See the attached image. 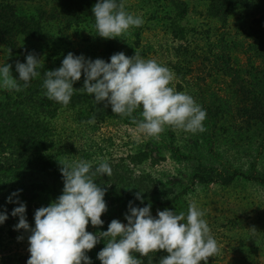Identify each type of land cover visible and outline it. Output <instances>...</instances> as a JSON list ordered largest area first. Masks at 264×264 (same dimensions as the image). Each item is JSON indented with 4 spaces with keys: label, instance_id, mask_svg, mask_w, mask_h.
Returning <instances> with one entry per match:
<instances>
[{
    "label": "rangeland",
    "instance_id": "obj_1",
    "mask_svg": "<svg viewBox=\"0 0 264 264\" xmlns=\"http://www.w3.org/2000/svg\"><path fill=\"white\" fill-rule=\"evenodd\" d=\"M0 1L27 15H37L41 8L45 10L42 24L44 40L17 37L21 45L38 51L42 65L58 68L68 52L109 61L107 55L111 57L122 51L127 56H133L137 51L143 58H155L172 69L176 75L173 84L177 91L187 92L198 104L204 97L206 102L218 104L222 114L219 122H223L222 128L225 129L222 133L229 134L236 144L241 147L255 146L260 136L264 137L263 129L250 127L248 122H242L235 115V108L241 105L235 102L234 81L224 66L221 54L222 46L226 45L231 68H239L243 78L250 65L264 66V0H255L248 11L230 10L225 27L218 20L204 15L205 0H184L186 12L182 16L176 15L167 1L123 0L126 11L141 16L144 23L114 39L96 35L95 20H86L64 30L61 21L52 13V0ZM259 17L263 19L260 30L251 22L252 18ZM17 60L26 62L0 42V67L11 64L12 74L16 77L19 75L15 70ZM73 86L81 88L83 82L79 80ZM4 90L0 87V98ZM86 102L87 99L74 105L59 106L53 116L43 117L48 127L45 137L47 155L58 164L62 160L72 162L83 159L93 162V165L107 161L117 176L124 173L120 179L122 183L131 181L137 174L149 175L154 182L151 188L146 189L151 190L148 193L152 198L161 204H165L167 199L176 201L175 204L155 205L152 215H156L157 209L171 208L177 214L184 212L186 216L191 202L205 211L204 219L221 248L220 254L210 257L208 264H264V188L261 184L242 177H235L226 185L191 182L190 175L196 160L205 164L217 162L207 154L203 140L198 139L196 145L191 146L187 139L192 133L169 127L173 131L174 144L179 146L180 151L195 156L175 160L165 147L168 137L166 140L161 134L159 139H155L140 133L127 117L112 113L111 106L106 115L95 116V123L89 124L87 121L92 116L88 117ZM196 134L202 137L201 132ZM147 143L158 146L157 152L148 149L146 155L139 154L140 148ZM259 151L260 158L255 167L264 173V145ZM237 162H241L242 170L247 168L245 159H238ZM233 164L236 165V161ZM110 178L105 174L98 176L96 182L103 186ZM63 186L55 180H48L47 189L38 192L30 210L32 218L28 223L31 227L35 226V210L54 201L62 194ZM5 194H8L7 188L0 190V212L2 201L7 199ZM102 216H107V212ZM123 217L122 212L117 219L124 222ZM87 230L96 233L90 223ZM29 235L30 232L22 229L21 233L15 231L9 236L6 228L0 226V257L21 255L29 258Z\"/></svg>",
    "mask_w": 264,
    "mask_h": 264
},
{
    "label": "clouds",
    "instance_id": "obj_2",
    "mask_svg": "<svg viewBox=\"0 0 264 264\" xmlns=\"http://www.w3.org/2000/svg\"><path fill=\"white\" fill-rule=\"evenodd\" d=\"M92 14L96 35L105 39L120 37L144 23L141 16L126 11L123 0H97ZM42 67L34 52L26 55V62H15L18 77L12 74V65L6 63L0 67V87L20 92L40 75L38 69ZM82 75L83 87L74 88ZM44 77L42 86L48 99L66 106L75 92L87 93L96 104L111 106L112 113L130 118L137 130L148 137L159 139L166 127L193 134L206 130V110L193 96L176 90L175 72L155 58H143L137 51L133 56L122 51L114 53L109 61L68 52L61 66L46 70ZM141 108L138 119L134 113ZM95 119L93 115L87 122L95 123ZM59 164L62 194L48 206L35 210L34 227L27 221L26 204L18 198L22 190L8 197V202L18 204L11 213L19 217L14 228L30 232L27 264H92L87 253L101 239L106 241L97 254L101 264H143L134 253L148 257L149 253L160 251L166 255L159 264H208L210 257L220 254L221 248L204 219L206 213L195 202L189 204L186 216L168 208L157 209L154 216L151 203L139 207L129 201L127 223L112 219L106 231H88L89 223L93 227L104 224L101 217L108 211L104 199L107 188L98 184L96 178L105 174L111 177L112 167L107 161L94 167L93 162L83 159L62 160ZM142 192L134 194L141 203ZM7 218L6 211L0 212V224Z\"/></svg>",
    "mask_w": 264,
    "mask_h": 264
},
{
    "label": "trees",
    "instance_id": "obj_3",
    "mask_svg": "<svg viewBox=\"0 0 264 264\" xmlns=\"http://www.w3.org/2000/svg\"><path fill=\"white\" fill-rule=\"evenodd\" d=\"M54 2L53 14L61 21L62 28L65 30L71 25L79 24L80 22L90 20L93 21L92 7L97 0H52ZM156 1V0H154ZM167 1L175 11V14L182 16L186 12L184 0H162ZM207 2L205 16L218 20L225 27L228 13L233 8L248 11L255 0H205ZM119 2V0H118ZM45 10L40 9L37 15H27L17 12L14 7L8 3L0 1V42L8 46L18 56L26 60V55L34 52L38 55V51L21 45L17 37L24 36L32 40H44L45 33L43 29V19L45 18ZM241 12V14H243ZM54 16V17H55ZM243 16V15H242ZM264 19V17H263ZM259 18H252L251 22L260 30ZM255 31H258L254 26H251ZM175 33V32H174ZM226 45L222 46V59L224 66L234 81L235 102L240 103V107L235 108V115L239 119L249 124L250 127H258L264 130V66H249V71L243 73L245 77H240L239 68H231L230 54ZM109 48V47H108ZM109 60L110 55H107ZM56 69L54 67L43 64L38 71L40 75L30 81L29 87L20 92L15 90H4L0 98V190L8 189V194L4 195L6 201H2L3 209L6 211L8 218L0 226L5 227L7 234L12 236L15 231L21 233L22 229L16 230L14 225L18 223L19 217L12 216V210L18 206L17 203L8 202V197L17 190H22L18 194L19 201L26 204V218L31 220V206L33 200L37 197L38 192H44L47 189L48 180H55L63 184L62 174L60 172L61 165L56 162L45 151V137L47 135V124L43 121V117L53 116L55 110L62 106L45 96L43 88L44 72L46 70ZM18 77V75L16 76ZM82 75L80 81L83 82ZM23 83L22 81L20 82ZM87 99L88 117L93 115L100 117L106 115L108 108H104L103 104H96L93 96L89 94L74 93L68 105H74ZM200 105L206 110V119L203 122L205 131L202 132V137L198 134L191 135L187 142L191 146L196 145L198 139L204 141L207 147V154L216 163H203L196 160L190 175V181L199 183L218 182L226 185L235 177L250 179L264 188V173L262 170H257L255 163L260 158L259 148L264 145V137L260 136L258 143L255 146L241 147L229 134H223V122L220 121L221 110L218 104L214 102L202 100ZM67 106V105H66ZM141 109H137L134 115L140 117ZM41 116V118H39ZM128 118V117H127ZM131 122V119L128 118ZM166 127L163 136L168 137L165 147L170 156L175 160L187 158L192 155L190 152L182 153L179 146L174 144L173 131ZM214 130V131H213ZM264 133V132H263ZM149 147V148H148ZM158 147V146H156ZM156 147L151 144H144L139 150V154L146 155L149 150L156 151ZM192 158L195 156L192 155ZM245 159L247 168L242 170L241 162L238 159ZM236 161V165L233 162ZM238 163V164H237ZM240 164V165H239ZM98 165V164H97ZM97 165H93L94 167ZM124 173H113L108 183L102 187L107 188L105 201L107 202V216H102L104 224L100 227H95L96 233L106 231L108 224L112 219H117V216L123 212L124 222L125 213L128 211L129 201H132L134 206L143 207L151 203L152 208L155 205L175 204V199H167L165 204H161L155 198H152L147 190L153 184V180L149 175H134V180H127L122 183L120 179ZM119 178V180H118ZM173 178H169L171 180ZM110 180V181H109ZM131 182V183H130ZM151 188V187H150ZM143 191V203L135 198V193ZM17 197H13L16 200ZM171 209V208H168ZM103 239L89 251L88 256L91 258L92 264H101L97 258L98 252L105 247ZM143 260V264H159L162 256L166 252L149 253L148 257H139ZM26 256L10 255L0 257V264H27Z\"/></svg>",
    "mask_w": 264,
    "mask_h": 264
}]
</instances>
